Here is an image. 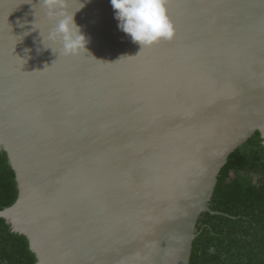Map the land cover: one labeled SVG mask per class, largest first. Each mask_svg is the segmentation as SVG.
<instances>
[{"label": "water", "instance_id": "1", "mask_svg": "<svg viewBox=\"0 0 264 264\" xmlns=\"http://www.w3.org/2000/svg\"><path fill=\"white\" fill-rule=\"evenodd\" d=\"M80 2L89 55L58 57L32 30L39 0H0L18 192L0 218L36 264H188L227 158L255 132L264 145V0H167L175 36L142 50L110 0Z\"/></svg>", "mask_w": 264, "mask_h": 264}, {"label": "trees", "instance_id": "2", "mask_svg": "<svg viewBox=\"0 0 264 264\" xmlns=\"http://www.w3.org/2000/svg\"><path fill=\"white\" fill-rule=\"evenodd\" d=\"M7 154L0 151V210L17 198ZM196 221L188 264H264V145L255 132L227 158ZM214 249L210 252L209 249ZM0 264H36L25 236L0 218Z\"/></svg>", "mask_w": 264, "mask_h": 264}, {"label": "clouds", "instance_id": "3", "mask_svg": "<svg viewBox=\"0 0 264 264\" xmlns=\"http://www.w3.org/2000/svg\"><path fill=\"white\" fill-rule=\"evenodd\" d=\"M79 4L78 9L69 11L68 0H39L38 5L44 10L48 27L41 31L36 27L35 19L32 30H39L45 50H51L58 57L89 55L88 39L75 22L76 13L85 6L80 0ZM110 4L115 13L114 18L118 21V29L130 37L134 44H138L141 50L174 38V25L167 14V0H110ZM209 251L214 252V249L210 248Z\"/></svg>", "mask_w": 264, "mask_h": 264}]
</instances>
